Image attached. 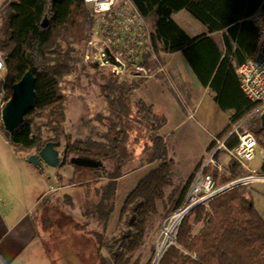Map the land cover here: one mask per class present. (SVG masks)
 Here are the masks:
<instances>
[{
  "label": "trees",
  "instance_id": "obj_1",
  "mask_svg": "<svg viewBox=\"0 0 264 264\" xmlns=\"http://www.w3.org/2000/svg\"><path fill=\"white\" fill-rule=\"evenodd\" d=\"M136 11L144 18L153 17L150 31L155 52L176 53L184 57L202 87H208L221 112H228V123L219 133L223 136L231 127L244 120L246 128L256 139L255 150L264 152V127L260 112L253 113L257 103L246 98L239 87L235 66L244 63L250 56L256 38L257 27L249 19L257 10L264 8V0H130ZM178 10H186L191 18L201 23L206 33L195 37L172 18ZM91 8L84 0H4L0 6V57L4 65L6 93L26 70L34 76L35 104L29 109L21 125L14 132L3 131L13 151L25 159L37 152L48 141L65 140L69 156H89L112 161L114 167L106 171L93 169L94 180H105L96 190L97 200H90L84 210L85 217H94L107 223L114 209L115 180L125 173L120 170V138L123 133V115L130 111L135 86L127 80L110 74L108 85L100 84L108 94V113L100 114L99 121L105 125L97 138H75L72 141L63 130L65 113L64 90L79 86L80 75L86 67H95L83 60V47L90 35L93 21ZM46 17L47 23L42 26ZM222 34V45L212 34ZM28 55V56H27ZM1 93V89H0ZM10 93V92H8ZM5 95L4 101L9 99ZM136 122L146 125L152 132L154 148L148 162H162L145 175L127 193L120 206L118 220L124 230L120 236L101 240L100 246L112 256L113 264H126L125 253L119 245L131 249L140 237L146 218L156 212L157 202L165 197L164 188L170 185L171 161L164 160L166 147L158 136L163 126V116L155 114L151 105L133 100ZM253 113V114H251ZM46 117L44 123L37 118ZM258 128V129H257ZM225 146L231 150L238 144L235 134L226 137ZM214 141L211 140L207 151ZM26 152L25 155L23 153ZM26 160V159H25ZM255 168L264 175V156ZM228 173L218 175L209 165L204 168L220 182L244 175L247 171L231 160ZM191 174L178 189L171 191V211L183 201L192 180ZM60 179L61 175L57 174ZM248 185L230 188L214 197L208 205L194 207L183 217L176 229L175 243L168 246L157 264H264V219L258 214L247 197ZM201 226L194 230L197 225ZM134 228L135 232L131 233ZM125 241V242H124ZM124 242V243H123ZM121 248L118 250V248ZM103 264V263H102Z\"/></svg>",
  "mask_w": 264,
  "mask_h": 264
},
{
  "label": "rangeland",
  "instance_id": "obj_2",
  "mask_svg": "<svg viewBox=\"0 0 264 264\" xmlns=\"http://www.w3.org/2000/svg\"><path fill=\"white\" fill-rule=\"evenodd\" d=\"M3 1L0 0V6ZM173 19L185 30L187 35H195L203 29V25L193 17L191 18L186 10L174 13ZM153 22L154 18L150 16L146 18L145 24L152 30ZM177 58L183 57L179 55ZM176 61L175 58L170 60L171 64L177 63ZM184 64L185 67L180 70V80L177 79L178 85L172 80L157 81L158 88L163 91L161 95V100H163L160 101L163 114L167 119L158 134L164 135L167 132L163 139L167 150L164 160L171 161V165H169L170 185L164 188L165 197L162 201L157 202L156 212L146 218L136 245L131 249L122 246V243L119 245L125 253L126 264H153L154 260L159 255L161 257L168 246L175 243V240L169 243L170 239L164 235V230H172L174 225L169 218L167 219L172 212L173 204L169 199V194L173 190H178L188 179L187 177L191 174L194 176L200 169L202 163L207 160L206 157L201 163L200 157L207 155L206 148L211 137L219 133L228 121V112H221L209 90L196 87L195 77L191 74L185 61ZM91 65L93 64L91 63ZM109 76L107 67H99L94 72L87 66L85 73L79 77V86L73 90H64L66 99L63 103L65 113L63 131L70 134L71 141L75 138H84L85 140L94 137L99 139L104 132L105 125L99 121L98 116L99 113H108L109 106H107L105 96L109 92L100 84L108 85L111 81ZM4 85L8 86L9 84L5 81L3 69L0 70V110L5 103V95L9 94L10 96L12 91L9 87L8 92L10 93H6ZM131 101L129 113L123 115L122 129L124 131L119 140L121 143L119 168L125 174L115 180L114 209L106 224L97 221L94 217H85L83 214L88 201L98 199V196L95 195L96 190L105 184V180H94L96 175L93 173V169L80 168L68 162L61 167L44 165V175L37 171H31L33 169L29 165L16 159L18 155L9 146L0 121V195L2 190L6 189L7 192L13 190L25 194L23 202L27 204L36 196V189H34L36 186L39 185L44 191L49 192L47 176L50 177V183L54 184L55 188L57 187L55 185V175L57 174L61 175L60 179L57 178L58 183L74 184L61 190L55 189L51 194H48L52 199L49 200L46 207L44 205L46 200H41L36 208L30 210L38 235L35 240L36 248L32 252L33 256L29 257L27 252L23 263L113 264L112 256L105 247L100 246V241L122 234L124 226L118 217L120 206L128 195L127 193L136 186L139 179H142L162 162L160 159L148 162L154 148L152 132L146 128V125L137 124V115H135L137 105L133 102V97ZM190 114L192 116H189ZM45 118L39 117L37 122L44 123ZM244 128H246L245 124ZM63 143H65L64 139L59 143V147H62ZM25 154L26 152L23 153V155ZM262 156H264L263 150H256V156L248 162V167L255 171ZM227 160L223 157L220 158V162L219 159H214L210 165L213 166V163L217 161L219 164L218 175L225 174L224 162ZM101 161L103 168L98 169L109 171L115 166L112 161ZM221 162L224 164L223 167ZM143 164L145 166L135 170L137 166ZM216 181L220 182V177ZM247 185V197L264 219V181L257 180ZM200 226L201 223L194 230ZM133 232H135L134 228L131 229V233ZM161 246H164V249L159 253ZM120 247L118 250L121 249Z\"/></svg>",
  "mask_w": 264,
  "mask_h": 264
},
{
  "label": "built area",
  "instance_id": "obj_3",
  "mask_svg": "<svg viewBox=\"0 0 264 264\" xmlns=\"http://www.w3.org/2000/svg\"><path fill=\"white\" fill-rule=\"evenodd\" d=\"M91 8L93 21L90 35L83 47V60L96 67H107L109 73L122 79L151 78L163 71L150 39V30L145 19L136 11L130 0H84ZM257 27L254 48L247 60L235 66L239 87L246 96L257 103L253 113L264 111V8L257 10L249 18ZM0 57V70L4 68ZM251 113V114H253ZM244 120L232 124L223 136L213 137L214 144L208 151L207 160L194 174L180 206L169 214L173 229H166L164 235L172 243L176 229L183 217L198 205L207 206L214 197L227 189L254 181H264V175L257 174L248 167V162L256 156V139L247 128ZM235 134L238 144L227 150L226 137ZM219 152L229 157L247 172L218 182L204 168L213 162ZM166 244V243H165ZM164 249V246H163ZM160 257V255L158 256ZM157 257V260L159 259ZM156 260V262H157ZM155 261V260H154ZM156 262H153L156 264Z\"/></svg>",
  "mask_w": 264,
  "mask_h": 264
},
{
  "label": "crops",
  "instance_id": "obj_4",
  "mask_svg": "<svg viewBox=\"0 0 264 264\" xmlns=\"http://www.w3.org/2000/svg\"><path fill=\"white\" fill-rule=\"evenodd\" d=\"M180 11L178 10V12ZM173 14H172V18H173ZM149 30L151 31V29ZM203 33H206V29L204 26H203V29L200 31V33H197L195 35H189V36L195 37ZM212 35L214 39L216 40V42L218 43V47H221L222 34L215 33ZM156 54L158 57V62L163 66V71L161 73H158L155 76L151 78H147V79L134 77L133 79H124V80H127L128 83H131L135 86L134 94L132 96L133 100L134 101L141 100L146 105H151L156 115L164 117L165 119L164 124H165L167 119H166V115L163 114L164 111L162 109V102H161L163 100V99L161 100V95L163 91L161 90V88H158L159 86H158L157 81L162 80V79L166 81L172 80L176 83V85H178L179 84L178 80H180V77H179L180 70H182V68L185 67V64H184V61H182L184 57L179 52L171 53V54L164 53V52H157ZM179 55H181L183 58H177L179 57ZM173 58L177 60L176 61L177 63L171 64L170 60H172ZM189 70L191 71L190 68ZM192 73L193 72L191 71V74ZM193 76L195 77L194 74ZM195 79H196L195 81H197L196 87L198 88L202 87L198 79L196 77ZM202 88L205 90H209L208 87H202ZM211 94H212V97L214 98V95L212 92ZM189 116H192V115L190 114ZM162 128L163 127L160 126L159 130H161ZM148 130L150 131L149 128ZM219 133H217L216 135H213L211 138L213 139V137L219 136ZM165 135H167V132L164 135L158 134V136L162 138L161 140L163 144H164L163 139ZM206 154H208L207 149H206ZM217 155L218 156H216L215 159L216 160L219 159V162H220V158L222 159V157L224 159H228L226 162H224L225 166L221 162L222 167L224 166L225 174H227L228 166H229L228 163L232 159L229 157V155L226 152H220ZM206 157L207 155L205 156L201 155L200 157L201 163L204 161V158L206 159ZM16 159L24 161L26 163L25 165H29L33 169L31 171H37V173L44 175L43 170L39 171L37 168H34L31 164L27 163L25 159H22L21 157H18ZM199 161L198 163H200ZM195 165L198 166V164H195ZM143 166H145V164L137 166L135 170H138L142 168ZM218 166L219 164L217 163V161L213 163V166L210 165L211 168L216 169V170ZM46 179L48 182L47 184L49 187V192L47 193V191H44L42 187L39 185L38 187L36 186V188H34L36 189V196L33 197V199L27 204L23 202V200L25 199L24 197H26L25 194L23 195L21 193L14 192L13 190L7 192L6 189L1 191V195H0V264H28L25 261H24L25 263H23V260L26 259L25 256L27 252H28L29 257L33 256L32 252L36 248L35 240L37 238L36 236L38 235V230L36 228V225L34 224V217H32L30 210L36 208L38 206V202L41 200H46V202L44 203L46 207L47 206L46 204H48L49 200L52 199V197L48 196V194H51V192L55 191V189L61 190L63 188H66L67 186L74 185V184L58 183L59 181L57 179V175H55V179H56L55 185L57 186L55 188L53 187L54 184L50 183V177L47 176ZM10 192H13L14 194ZM46 196H48L49 198ZM41 256H43V254H41Z\"/></svg>",
  "mask_w": 264,
  "mask_h": 264
},
{
  "label": "water",
  "instance_id": "obj_5",
  "mask_svg": "<svg viewBox=\"0 0 264 264\" xmlns=\"http://www.w3.org/2000/svg\"><path fill=\"white\" fill-rule=\"evenodd\" d=\"M46 23L47 19L44 17L41 25L45 26ZM34 82L33 74L30 70H26L21 78L12 84L11 95L0 110V121L6 132H14L21 125L26 112L35 104ZM260 120L264 127V111L260 113ZM59 143V141L46 142L37 152L29 153L25 158L26 162L39 171L43 170L44 165L61 167L67 162L80 168H103V163L99 159L89 156H67V145L60 152ZM156 260L157 258L154 262Z\"/></svg>",
  "mask_w": 264,
  "mask_h": 264
},
{
  "label": "bare ground",
  "instance_id": "obj_6",
  "mask_svg": "<svg viewBox=\"0 0 264 264\" xmlns=\"http://www.w3.org/2000/svg\"><path fill=\"white\" fill-rule=\"evenodd\" d=\"M168 219V218H167ZM165 222V221H164ZM167 233H165V234H168V231L167 230H165ZM166 236V235H165ZM158 239H159V237H158ZM163 250V246H161V248L159 249V253H161V251ZM158 253V254H159Z\"/></svg>",
  "mask_w": 264,
  "mask_h": 264
},
{
  "label": "flooded vegetation",
  "instance_id": "obj_7",
  "mask_svg": "<svg viewBox=\"0 0 264 264\" xmlns=\"http://www.w3.org/2000/svg\"><path fill=\"white\" fill-rule=\"evenodd\" d=\"M65 145L66 144L63 143V146L62 147H58V149H59L60 152H62V150H63V148H64ZM67 156H69V155H67Z\"/></svg>",
  "mask_w": 264,
  "mask_h": 264
}]
</instances>
